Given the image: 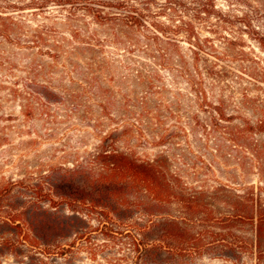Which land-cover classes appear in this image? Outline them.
<instances>
[{"label": "trees", "instance_id": "obj_1", "mask_svg": "<svg viewBox=\"0 0 264 264\" xmlns=\"http://www.w3.org/2000/svg\"><path fill=\"white\" fill-rule=\"evenodd\" d=\"M224 1L0 0L1 154L19 149L24 171L0 177V227L15 229L0 247L51 253L41 202L103 215L96 230L135 264L211 227L264 235V65L248 41L264 50V32ZM42 142L61 146L33 167Z\"/></svg>", "mask_w": 264, "mask_h": 264}, {"label": "rangeland", "instance_id": "obj_2", "mask_svg": "<svg viewBox=\"0 0 264 264\" xmlns=\"http://www.w3.org/2000/svg\"><path fill=\"white\" fill-rule=\"evenodd\" d=\"M243 11H252L260 19L256 20L257 26L264 32V0H241ZM220 6L225 5L224 0H218ZM248 38V36L246 37ZM249 39V38H248ZM251 45L252 56L261 65H264V50L257 41L248 40ZM251 42V43H250ZM255 90L254 94H257ZM19 108L10 110L19 114ZM13 133L12 146L20 147V142L30 139L26 135ZM60 147L58 142H42L33 147L30 154L23 159L28 164L36 166L40 159L34 153L48 154L52 147ZM11 145L0 146V177L17 178L23 174L20 169L18 154L19 149H13L11 155H2L1 151L10 148ZM35 155V156H34ZM40 157H43L40 156ZM46 157V156H45ZM44 158V157H43ZM49 160L48 157L45 159ZM257 180V176L252 177ZM35 211L36 234L51 245V253L42 254L36 251H28L23 254L13 253L12 249L0 247V264H135L138 255L122 248L118 241H110L101 232L96 230L98 219H106L98 213L82 214L73 213L65 205L52 207L49 202L37 204ZM163 212L174 213V206L163 205ZM13 227L4 225L0 227V236H10ZM79 235L83 238L79 239ZM90 239V241H88ZM75 241V245H72ZM59 245L69 248V251L61 255ZM195 247L184 245V249L166 248V253L158 263L151 264H264V235L259 239L250 224L235 222L226 229L210 228L206 237L201 241H195ZM187 247V248H185ZM168 249L170 251H168ZM142 262V261H141Z\"/></svg>", "mask_w": 264, "mask_h": 264}]
</instances>
